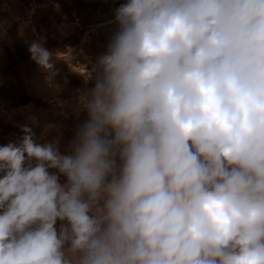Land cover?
<instances>
[{
	"label": "clouds",
	"instance_id": "clouds-1",
	"mask_svg": "<svg viewBox=\"0 0 264 264\" xmlns=\"http://www.w3.org/2000/svg\"><path fill=\"white\" fill-rule=\"evenodd\" d=\"M114 22L66 152L28 125L0 145V264H264V0H125Z\"/></svg>",
	"mask_w": 264,
	"mask_h": 264
},
{
	"label": "rangeland",
	"instance_id": "rangeland-1",
	"mask_svg": "<svg viewBox=\"0 0 264 264\" xmlns=\"http://www.w3.org/2000/svg\"><path fill=\"white\" fill-rule=\"evenodd\" d=\"M10 2L12 7L8 5L0 10L4 18L0 29L11 21L22 32L24 94L20 102L33 100L34 108L39 111L38 142L58 139L61 152H66L78 120L87 119V114L78 110V101L83 92L94 86V80L86 83L88 74L117 30L114 9L125 0ZM41 37L46 40L44 46L54 53L55 76L30 59L28 44ZM47 116L54 121L46 122ZM60 179L65 180L63 176Z\"/></svg>",
	"mask_w": 264,
	"mask_h": 264
},
{
	"label": "crops",
	"instance_id": "crops-1",
	"mask_svg": "<svg viewBox=\"0 0 264 264\" xmlns=\"http://www.w3.org/2000/svg\"><path fill=\"white\" fill-rule=\"evenodd\" d=\"M12 7L10 0H0V10ZM4 18L0 16V23ZM1 27V24H0ZM7 27L11 29H7ZM18 25L6 22L0 29V145L18 142L23 136L21 126H30L38 139L40 133L39 111L34 108L33 100L21 101L23 86V49L22 32ZM31 107V109H30ZM54 121L47 116L46 122ZM78 123H83L82 119ZM65 180H61L63 183ZM61 222H57V227Z\"/></svg>",
	"mask_w": 264,
	"mask_h": 264
}]
</instances>
